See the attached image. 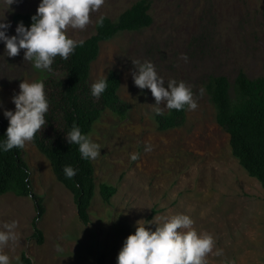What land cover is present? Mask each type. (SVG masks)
Segmentation results:
<instances>
[{
  "label": "rangeland",
  "instance_id": "1",
  "mask_svg": "<svg viewBox=\"0 0 264 264\" xmlns=\"http://www.w3.org/2000/svg\"><path fill=\"white\" fill-rule=\"evenodd\" d=\"M137 1L105 0L91 13L84 30L69 29L67 34L84 41L94 34L100 18L115 20ZM148 1L151 26L101 43L90 67V87L110 71L119 75L117 95L126 112L120 119L104 109L88 134L101 146V156L91 160L95 191L89 223L78 220L72 194L56 180L33 142L27 143L22 150L31 187L45 207L38 222L43 243L31 237L35 216L31 199L13 193L0 196V230L6 222H18L17 241L3 249L12 264H22L23 254L31 264L32 258L36 264H96L100 255L104 264H116L137 221L181 213L193 219L198 233L214 238L206 264H264V191L232 155L229 136L217 124L204 88L209 76H224L233 85L239 72L251 80L264 75V0ZM39 3L19 0L8 7L7 0H0V17L5 15L12 23L7 34H15L14 14L34 15ZM134 61L152 62L165 84L175 79L191 88L198 107L186 109L181 126L158 129L156 108L162 114L168 108L155 106L151 91L135 86ZM45 77V70L24 61L23 50L8 57L0 42V121L8 122L3 110H14L12 97L22 80ZM149 144L152 150L146 152ZM133 153H139L135 161L130 158ZM101 184L116 188L108 202L99 194Z\"/></svg>",
  "mask_w": 264,
  "mask_h": 264
},
{
  "label": "trees",
  "instance_id": "2",
  "mask_svg": "<svg viewBox=\"0 0 264 264\" xmlns=\"http://www.w3.org/2000/svg\"><path fill=\"white\" fill-rule=\"evenodd\" d=\"M32 14L16 13L15 22L23 21L30 26ZM150 2L138 0L118 15L115 20L100 18L95 32L78 46L67 60L57 56L52 71L46 72L43 81L49 100L46 113V126L38 132L33 144L50 163L53 175L73 197L78 220L87 225L90 221L89 207L94 196V168L91 160L81 158L78 145L67 142L65 135L73 123L83 134H89L93 123L101 112L109 108L118 118L123 119L126 106L118 98L119 75L110 71L108 86L99 99L91 95L89 75L91 64L97 59L100 44L113 39L122 32H135L152 24ZM36 81V82H38ZM205 92L215 110L217 124L228 134L232 155L238 160L247 174L256 179L264 191V75L254 80L239 72L233 85L224 76H209L204 82ZM186 109H171L156 116L159 130L181 126L185 122ZM8 122L0 121V141ZM65 166L78 168L76 176L67 179L63 172ZM116 188L101 184L99 194L108 202ZM13 193L18 197H29L34 205L35 216L32 221V239L43 243L42 231L38 222L45 213L43 198L35 194L31 187L29 168L23 158V150L13 148L0 152V196ZM22 264H31L25 254ZM96 264H104V255L97 258Z\"/></svg>",
  "mask_w": 264,
  "mask_h": 264
},
{
  "label": "clouds",
  "instance_id": "3",
  "mask_svg": "<svg viewBox=\"0 0 264 264\" xmlns=\"http://www.w3.org/2000/svg\"><path fill=\"white\" fill-rule=\"evenodd\" d=\"M18 2L7 0V5L9 7ZM104 4L105 0H40L36 13L31 17V25L17 22L14 35L7 34L12 28L11 21L5 15L0 17V42L4 44L8 57H16L23 50L24 61H31L35 69L51 72L57 56L67 60L78 46L84 44L83 40L69 37L68 30H84L91 22V13L99 11ZM183 59L187 61V55ZM132 63L135 70L131 75L135 86L141 90L149 89L155 98V106L164 104L169 110L177 111L197 109L198 103L185 82L170 79L165 84L152 62ZM107 86V76L98 79L91 85V95L99 99ZM12 103L15 105L14 110H3L8 127L5 139L0 141V152L24 148L27 143L34 141L36 134L47 124L45 116L50 104L43 81L22 80L19 92L12 97ZM156 111L162 114L158 107ZM65 138L69 144L78 145L82 159L94 161L101 156V146L93 142L90 135L83 134L75 123ZM151 150L150 144L145 146L146 152ZM130 158L137 160L139 153L131 154ZM78 171L72 166L63 169L67 179L74 178ZM152 224L156 225L154 229L148 226ZM193 225V219L182 213L159 220L137 221L134 233L123 241L116 264H206V256L213 251L215 241L210 234L198 233ZM17 227V221L6 222L3 230H0V264H12V259L3 249L10 242L15 244L17 241ZM57 251L62 252L63 249L58 247ZM16 259L18 261L19 257ZM32 261L36 264L35 258Z\"/></svg>",
  "mask_w": 264,
  "mask_h": 264
}]
</instances>
